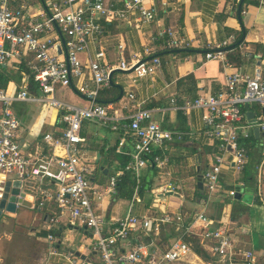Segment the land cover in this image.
Segmentation results:
<instances>
[{"label":"built area","instance_id":"built-area-1","mask_svg":"<svg viewBox=\"0 0 264 264\" xmlns=\"http://www.w3.org/2000/svg\"><path fill=\"white\" fill-rule=\"evenodd\" d=\"M46 0L45 11L40 15L29 12L30 0H0V66L22 65L21 84L15 82L0 86V201L13 182L20 180L38 192L41 202L53 200L61 212H66L72 226H81L91 232L92 244L102 264H207L193 262L192 245L182 239L164 245L146 242L142 236L152 237L166 223H181V213L160 216H138L130 205L122 218L107 217L98 208L99 202L117 194L118 181L125 171L139 175L140 170L152 164L162 169L169 164L167 152L173 141H182L189 132L169 130L154 120L153 110L142 108L135 93H128L123 107L127 114L98 102L100 90L110 84L109 75L115 70L132 71L135 78L155 74L160 65L159 57L149 61L140 58L126 62L124 46L119 45L121 58L117 64L106 62V52L98 49L95 57L87 62L80 58L89 53L90 46L100 47L104 28L97 21L100 17L126 21L137 14L142 23H154L155 8L147 7V0ZM57 32L63 38L58 37ZM158 37L167 41L169 48H189L191 42L178 39L171 28H163ZM60 46L58 53L56 46ZM226 43L209 45L207 60L221 59L225 68H231L222 48ZM56 49V50H55ZM54 50V52L52 51ZM150 50L147 49L146 52ZM32 76L39 94H32L28 80ZM74 80L75 89L89 103L86 107L66 103L56 97L57 89L69 88ZM80 81V82H79ZM17 102L41 103L62 113V134L46 133L47 150L36 147L25 152L19 141L21 123L15 113ZM174 103V100H172ZM245 104L264 108V70L259 67L253 75L238 70L226 75L223 89L215 93H200L183 109L205 110L204 135L217 143L210 164L202 173V180L209 193L217 192L222 167L230 165L243 171L247 163V148L242 139L250 138L255 128L264 132V112L254 122L246 118ZM93 122L120 134L117 150L131 143L132 160L124 169L115 171L106 183L93 180L96 170L95 156L87 148V137L82 134L83 125ZM60 148L62 154L56 153ZM258 180L264 179L263 157L258 165ZM53 182L55 191L44 189V181ZM177 186L167 183L163 193L177 192ZM158 194L157 190L153 191ZM10 194V193H9ZM134 200L140 202L136 195ZM233 197L236 190L229 192ZM157 197V196H155ZM19 205V204H18ZM264 205V201H263ZM204 230L200 236L207 243L208 252L219 264H259L257 255L240 247L230 231L220 222L208 217L204 210L196 213ZM56 222V218L51 221ZM217 224V227L215 226ZM141 237V238H139ZM50 242L55 236L50 234ZM72 264H80L72 254L63 255ZM84 264H96L89 261Z\"/></svg>","mask_w":264,"mask_h":264},{"label":"crops","instance_id":"crops-1","mask_svg":"<svg viewBox=\"0 0 264 264\" xmlns=\"http://www.w3.org/2000/svg\"><path fill=\"white\" fill-rule=\"evenodd\" d=\"M44 1L30 0L29 12L36 15L43 13ZM123 5V0H120L117 7L123 8ZM146 6H152L158 11L154 23L139 22L137 14L131 15L126 21L98 18L97 21L104 28L102 44L98 48L90 46L89 53H82L80 58L87 62L89 56L94 58L100 48L106 52L107 63L117 64L122 55L120 44L124 46L123 56L128 63L138 58L149 61L154 56L159 57L161 65L153 75L135 78L132 71L115 70L111 85L118 89L117 101L105 105L127 114L129 111L123 107V103L128 93L133 92L142 108L153 110L154 120L160 125L169 130L186 131L190 135L182 141L171 143L167 152L168 166L160 169L147 164L139 175L125 171L131 172L141 185L143 180L146 188L143 195L137 189L136 195L140 202L134 200L135 192L131 199H122L126 205L124 215L117 214V202L121 199L119 186L117 194L100 201L98 208L107 217L115 218L124 217L130 205H133V212L138 216L181 213V223L163 225V240L159 235H154L148 242L164 245L182 239L192 245L195 256L199 258H193V262L219 264L218 260L210 256L207 249L209 245H204L200 236L204 226L202 221L197 220L196 213L204 210L208 217L217 220L230 231L240 247L253 251L259 264H264V179L259 182L257 168L263 157L264 132L256 135L253 130L250 138L241 140L248 149L244 170L224 165L217 192L209 193L204 184L202 189L199 188L198 178L200 175L202 178V173L210 164L217 143L204 135L206 111L193 108L187 112L183 109L198 94L215 93L223 89L226 75L233 69L249 75H253L259 67L264 70V0H147ZM163 28H171L178 39L191 42V47L169 48L166 39L158 37V32ZM57 34L63 41L60 33ZM223 42L226 43L222 48L225 57L228 59V52L239 54L241 65H234L228 59L233 67L225 68L221 59H206L207 47ZM59 48V45L56 46L58 53ZM147 49L150 53L146 52ZM183 50L192 52L183 54ZM0 68H8L15 77L17 74L21 77L18 81L14 77L0 86H6L9 82L22 83V72L26 71L22 65L19 69L11 65H1ZM32 80L30 76L29 88ZM77 82L74 80L69 88H58L56 97L66 103L86 107L89 105L87 99L75 89ZM32 92L39 94L38 87ZM68 94H71L70 97H67ZM114 95H117V91L111 89V86H105L100 90L98 99L110 100ZM66 98L73 103L66 101ZM14 110L21 123L19 141L25 152L33 151L36 147L47 150L49 146L43 140L46 133L55 136L62 134V113L58 109L41 103L17 102ZM245 111H253L258 116L264 112V108L256 104L245 108ZM82 134L87 137L89 153L95 156L94 181L108 182L110 175L124 169L131 162V143H127L121 151L117 150L121 137L118 132L86 122ZM126 147L129 148L127 153ZM114 149L116 154H129L130 160L125 166L114 156ZM55 151L62 154L60 148ZM167 183L177 186V192L163 193ZM42 187L51 191L56 188L53 182L47 180ZM21 188L26 194L24 200L27 205L19 204L15 217L3 215L7 219L6 223L1 221L3 216L0 219V264H72L63 258V255L68 254H72L80 264L89 261L102 264L94 250L92 234L87 228L72 226L66 212H61L53 200L45 199L41 202L38 192L35 193L29 185H22ZM155 190L158 192L156 195L153 193ZM231 190L237 191L233 197L229 194ZM198 193L202 198L196 202L193 199ZM54 213H58L56 222L51 221ZM51 230L60 236L56 237ZM50 234L55 236V241L48 240ZM21 235L24 237L22 242H27L28 238L30 241L22 243ZM191 235L202 252L208 255L207 258L194 251L193 242L186 241ZM144 237L139 238L143 240Z\"/></svg>","mask_w":264,"mask_h":264},{"label":"trees","instance_id":"trees-1","mask_svg":"<svg viewBox=\"0 0 264 264\" xmlns=\"http://www.w3.org/2000/svg\"><path fill=\"white\" fill-rule=\"evenodd\" d=\"M238 47H236L237 49ZM235 49V50H236ZM207 51H212V50H209L207 49ZM192 51H188V50H183V54H188V53H191ZM239 53V51H238ZM228 54V59L231 61V63H233L234 65H241V58L239 57L240 55L239 54H235V55H232L230 54V52L227 53ZM3 69V72L1 73L0 75V85H4L8 82V80L14 78L15 76L13 75L12 71H10L8 68H2ZM17 79V81L21 78L19 74H17V77H15ZM31 86H30V92L33 93L32 91H34L35 89V84L33 82V80L31 81ZM108 86H111V89L117 91V95H114V97L110 100H103L102 98H99L98 99V102L101 103V104H108V103H114L116 102L117 100H115L117 97H118V89L116 88L115 85H111L109 84ZM116 94V93H115ZM196 97H194L193 99H195ZM253 139H255V136L253 137ZM248 140L245 141V143L247 144ZM113 154L114 156L117 157L118 160H120L122 162V166H125L127 164V162L130 160V156L129 154H120V153H117L116 154V151L115 149L113 150ZM129 151V148H125V152L127 153ZM124 153V152H123ZM151 169L152 166H151ZM118 186L120 187V193H119V196L120 197H123V198H126V199H131L135 190L139 188V194H142L145 190V185H144V181L142 180V185H141V182H139L136 177L134 175L131 174V172H125V174L119 178V181H118ZM30 191V190H29ZM143 195V194H142ZM201 194H195V198L193 199L194 201L198 202V201H201ZM58 213H54V217H51L52 218H55L56 215ZM51 233H53L56 237H59L60 234L55 232V230H51L50 231ZM150 237H144L143 240H145L146 242H148L150 239ZM186 241H190V242H193V247H194V251L196 253H198L199 255H202L203 257L207 258L208 255L206 253H203L202 250L200 249L199 245L197 244V241L194 237L189 236L186 238ZM207 255V257H206Z\"/></svg>","mask_w":264,"mask_h":264},{"label":"water","instance_id":"water-1","mask_svg":"<svg viewBox=\"0 0 264 264\" xmlns=\"http://www.w3.org/2000/svg\"><path fill=\"white\" fill-rule=\"evenodd\" d=\"M119 71H122V70H119ZM113 73L114 71L111 72V74L109 75L110 84H113V81H112ZM249 107H250L249 104H245V108H249ZM246 117L251 122H254L256 120V116L253 111L247 112ZM259 131H260L259 128L254 129V133L256 135H258ZM10 185L11 183L8 182L4 197L0 201V219L3 215L8 216V217H15L18 212V204H21L22 206L27 205V202L24 200V198L26 197V194L21 188L22 182L20 180H16L15 182H13L12 189H10ZM198 186L200 189L203 188L201 175L198 178ZM169 194H173V192H169ZM164 234H165V231L164 229L161 228L158 234L161 240H163Z\"/></svg>","mask_w":264,"mask_h":264},{"label":"rangeland","instance_id":"rangeland-1","mask_svg":"<svg viewBox=\"0 0 264 264\" xmlns=\"http://www.w3.org/2000/svg\"><path fill=\"white\" fill-rule=\"evenodd\" d=\"M3 72V69L2 68H0V75H1V73ZM60 88V87H59ZM57 91H58V89H57ZM57 93V92H56ZM69 96H67V97H70V95L71 94H68ZM66 101H69V102H71V103H73L69 98H66ZM121 199H119V201L117 202V205H118V208H119V211H118V215H124L125 213H126V205L123 203V201H122V199H125V198H122V197H120ZM127 200V199H126ZM1 221H4L5 223H6V221H7V219H6V217L5 216H3L2 217V219H1ZM15 236L16 235H14L13 236V239L15 238ZM20 237V239H21V242H22V240H23V236L21 235V236H19ZM30 240H29V238L27 239V242H29ZM24 243H27L26 242V240L25 241H23ZM22 242V243H23ZM32 263H33V260H32Z\"/></svg>","mask_w":264,"mask_h":264}]
</instances>
